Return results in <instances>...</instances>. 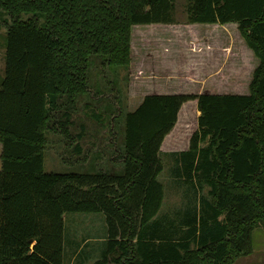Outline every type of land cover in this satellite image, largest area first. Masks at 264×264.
I'll return each instance as SVG.
<instances>
[{"label":"trees","instance_id":"trees-1","mask_svg":"<svg viewBox=\"0 0 264 264\" xmlns=\"http://www.w3.org/2000/svg\"><path fill=\"white\" fill-rule=\"evenodd\" d=\"M184 1L186 24L236 25L257 59L246 94L151 93L126 110L91 83L94 66L127 70L131 26L176 23L174 0H0V264H67L64 244L73 264L92 251L87 264H232L249 252L264 223V0ZM186 100L195 129L167 169L184 204L156 217L159 147ZM91 102L101 113L84 111ZM85 118L106 129L109 165L97 169L95 151L78 159L81 170L44 172L46 131L74 141L79 156ZM67 213L101 214L98 244H71Z\"/></svg>","mask_w":264,"mask_h":264},{"label":"rangeland","instance_id":"rangeland-1","mask_svg":"<svg viewBox=\"0 0 264 264\" xmlns=\"http://www.w3.org/2000/svg\"><path fill=\"white\" fill-rule=\"evenodd\" d=\"M184 5V0H174L173 16L176 20L174 24L130 27V60L127 70L119 68L113 72L104 69L100 72L97 66L90 70L91 83L97 82L102 95L114 96L117 93L118 101L125 105L124 109L132 110L143 95L151 93L198 94L205 86L212 92L247 93L257 59L246 47L236 25L186 24ZM7 22L6 14L0 13V76ZM211 84L217 87L211 88L209 86ZM102 102L99 100L98 103ZM99 107L96 108L91 102L90 109L84 111L99 114L101 113ZM83 116L79 110L77 117ZM195 117L194 100L184 101L178 109L174 127L161 142L162 169L157 180L162 187V199L156 217L159 215L170 217L184 204L180 194L182 188L178 189L170 181L167 172L170 164L166 152L169 149L179 150L187 147L188 138L195 129ZM84 121L87 124L88 135L82 142L79 156L72 150L74 141L69 142L70 140H65L61 135L46 131L42 162L44 172L81 170L83 167L82 165L81 168L78 167V159L84 154L85 162H88L95 151L101 155V160H96L97 169H101L102 165H109L106 159L111 147L105 139L106 129L95 124L93 118H85ZM76 131V124L69 128V133ZM62 218L63 234L66 239H71V244L75 240L88 238V244L94 247L102 238L104 223L101 214L67 213L63 214ZM250 235L249 252L237 256L232 264H264V223L255 226ZM68 259L64 244L62 260L68 263Z\"/></svg>","mask_w":264,"mask_h":264},{"label":"crops","instance_id":"crops-1","mask_svg":"<svg viewBox=\"0 0 264 264\" xmlns=\"http://www.w3.org/2000/svg\"><path fill=\"white\" fill-rule=\"evenodd\" d=\"M3 59V58H2ZM2 71H3V67H2ZM1 76H2V74H1ZM1 76H0V78H1ZM209 86H211V88H216L217 87V85H213V84H211V85H209ZM202 92H207V93H219V92H212V91H210L206 86H205V88L202 90ZM202 92H199V93H202ZM239 94H245V93H239ZM194 104H195V101H194ZM198 115V112H197V110H196V116ZM196 118V117H195ZM174 127V126H173ZM172 127V128H173ZM171 128V129H172ZM171 131V130H170ZM169 133V132H168ZM167 133V134H168ZM166 134V135H167ZM165 135V136H166ZM164 136V137H165ZM164 137H163V139H164ZM162 139V140H163ZM161 145V144H160ZM187 148V147H186ZM186 148H184V149H179V150H177V149H169L167 152H166V157H167V159L169 160L170 159V154H172V153H175V152H179V151H183V150H185ZM159 150L160 151H162L161 149H160V147H159ZM74 255H75V253H73V254H71V257L69 258V260H68V263L70 264L71 262H72V264H73V262H74ZM95 252H91L90 253V258L89 259H87V260H85V262H84V264H87V263H89L92 259H94V257H95ZM67 263V264H68Z\"/></svg>","mask_w":264,"mask_h":264}]
</instances>
